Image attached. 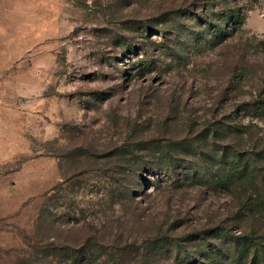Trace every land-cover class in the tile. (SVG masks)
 Returning <instances> with one entry per match:
<instances>
[{
  "label": "rangeland",
  "instance_id": "rangeland-1",
  "mask_svg": "<svg viewBox=\"0 0 264 264\" xmlns=\"http://www.w3.org/2000/svg\"><path fill=\"white\" fill-rule=\"evenodd\" d=\"M263 226L264 0H0V264H264Z\"/></svg>",
  "mask_w": 264,
  "mask_h": 264
},
{
  "label": "trees",
  "instance_id": "trees-1",
  "mask_svg": "<svg viewBox=\"0 0 264 264\" xmlns=\"http://www.w3.org/2000/svg\"><path fill=\"white\" fill-rule=\"evenodd\" d=\"M259 230L261 231H256V236L254 238L249 237L247 239V245L252 249L251 250V254H252V258L256 259L259 258V253H260V247H262V245L259 243V241H257V239H264V236H262V233H264V226L261 227ZM256 239V240H255Z\"/></svg>",
  "mask_w": 264,
  "mask_h": 264
}]
</instances>
